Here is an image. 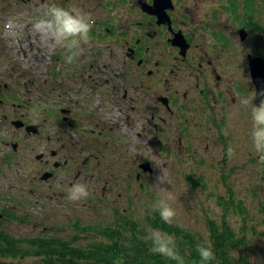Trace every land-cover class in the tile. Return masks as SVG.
<instances>
[{"label":"flooded vegetation","instance_id":"1","mask_svg":"<svg viewBox=\"0 0 264 264\" xmlns=\"http://www.w3.org/2000/svg\"><path fill=\"white\" fill-rule=\"evenodd\" d=\"M69 1H46L41 9H37L40 6L34 0H14L10 7L11 16L6 13V7L0 8V131L5 129V124L12 128L14 134L24 130L21 133L25 137L24 140L14 137L7 138V141L3 139L0 165H15L16 170L23 169V177L29 179L36 165L52 159L54 172L62 169L66 178H71L74 180L71 183L75 184L80 182L79 173L86 172L95 157V148L99 150V147L108 145H113L116 151L126 146L142 148L154 142L147 137V131L157 135L155 140L161 144L165 138L163 127H166L168 137L173 135L179 140L189 141L193 135L190 127L194 116H185L184 112L180 115L174 108L199 113V106L193 105L192 100L193 103L201 102L206 97L210 101L211 96L219 100L220 96L212 93L211 88L205 95L209 83L201 82L202 67L212 59L218 61L213 56L217 43L222 55L229 48L226 20L218 12L219 18L196 20L186 0H97L94 9L98 13L90 15L94 21L90 43L77 50L73 62L69 64L67 50L56 46L50 39H42L33 28L34 22L43 18L49 6L75 7L68 4ZM79 3L73 2L78 5L75 8L82 7L83 10V4ZM85 5L89 6L88 2ZM180 7H183V12H180ZM234 17L235 22L242 26H235V30L242 35L241 30L246 28L243 18L240 13ZM12 21L20 27L26 25L24 43L22 39L19 41L20 38L15 41L13 33L5 29V25L11 26ZM211 30L216 41L213 38L201 41ZM17 33L20 35V31ZM16 42L19 44L16 45ZM36 42H39L38 45ZM239 44L244 52H241L240 65L249 74L250 81L247 86L240 87L246 90L251 85L255 96L251 59L260 57L256 53L257 43L253 52L244 51V44ZM193 54L197 56V65L201 69L193 79L196 98L189 102L186 100L187 89L180 90L179 87L185 81L181 72L194 68L190 62ZM233 58L237 60V57ZM108 63L112 65L110 69L107 68ZM159 88L165 94H161ZM29 91L38 92L37 102L27 97ZM203 100L206 103L207 100ZM6 107L26 108L34 117L36 114L37 118L43 119L27 123L23 116H19L10 120L3 110ZM106 116L113 119L103 121ZM87 118L95 120L94 124H90ZM107 130H114L119 138ZM97 136L104 137V141L96 143L93 138ZM26 140L33 143L28 152H24L27 144L23 142ZM211 142L215 144L214 139ZM167 149V153L173 156L171 147L167 146ZM147 161L138 160L135 164L140 167ZM97 175L100 183L106 179L100 172ZM53 176L57 178L56 173L44 175V178L51 177L47 180L50 181L48 189L55 181L51 182ZM108 183L109 188L112 187L111 178L100 186L103 194ZM22 194H25L23 189Z\"/></svg>","mask_w":264,"mask_h":264},{"label":"rangeland","instance_id":"2","mask_svg":"<svg viewBox=\"0 0 264 264\" xmlns=\"http://www.w3.org/2000/svg\"><path fill=\"white\" fill-rule=\"evenodd\" d=\"M7 1H0V8L1 6L6 7ZM22 1L20 0V2ZM34 1L37 5L39 3L40 7L37 6L39 7L37 9H41L46 1L58 3V0ZM73 2L82 3L83 12L89 15L95 13L94 8L97 7V0H70L68 4L71 3L72 6L77 7L78 5H74ZM87 2L89 6L85 5ZM186 3L196 20L205 21L222 16L226 20V31L230 40L229 48L224 55L218 50L220 45L217 43V50L213 56H216L218 61L212 59L209 61L210 65L205 63V67H202L204 70L201 82L208 81L209 83V86L205 88V95L207 90L211 88L212 93L220 96L219 100L212 96L210 101L206 97L203 98L207 100L206 103L203 99L201 102L194 101V103L192 100L193 105L199 106V113H189V109L174 108L179 111L180 115L181 112H184L185 116L188 114L191 118L194 116V122L190 127L191 133H193L192 138L188 141L187 139L179 140L178 136L168 137L167 129L163 127L165 138L161 144L155 140L158 138L157 135L147 131V137H150L154 142L142 148L126 146L117 151L113 145H108L105 148L99 147V150L95 148L96 155L85 169L86 172L79 173L81 174L80 183L88 186L90 195L86 200L79 202L68 200L67 189L73 185L71 182L74 180L66 178L62 169L54 172L52 159L36 165L35 170L30 172L29 179L23 177V169L17 171L15 165L2 164L0 165V213H3L4 209H9L13 210L17 216L26 214L28 220L21 222L3 216L0 219V227L19 237L66 236L71 233L70 226L73 221L77 219L84 223L108 221L111 219L114 208H118L119 211L130 212L138 227L146 230L148 219L152 218L156 211L153 209V205L164 193V189L154 184L157 170L154 168L153 161H158L168 173L171 185H167V187L176 197L175 201L172 202L173 207L177 210L174 225L208 237L207 220L209 218L218 222L223 220L224 200H229V191H232L233 195L240 199L241 204L246 208V220L250 224H258V232H260L254 240L255 243L252 241L254 245L252 246V243L250 245L252 250L242 249V253L249 257L252 264H264L263 162L260 160L259 154L256 153L252 141L251 106L243 108L237 102V95L254 97L255 94V89L251 85L249 88L246 87V90H242L240 87L245 84L247 86L249 74L241 67V52L243 50L239 47V42L244 44V51L249 50L251 52L256 49L254 45L256 42V53L264 58V0H186ZM179 10L183 12V7H180ZM6 12L12 13V10L8 9ZM97 13L98 10L95 14ZM236 13H240L244 22L251 18L257 24L250 28L247 25L246 28H241L242 32H247L246 38H243L235 30V26L242 27L241 24L235 22ZM247 29L252 31L248 33ZM25 30L26 25L20 27L14 21H12L11 28L7 29L9 33H13L15 41L20 38L19 41L22 39L23 43L27 36ZM19 31L20 35L17 33ZM214 31L216 34L218 33V30ZM212 32L213 30L210 33L207 32L201 41L208 38L215 40ZM36 43L38 45L39 42ZM15 44L18 45L19 43L16 42ZM211 45L214 46L215 44ZM106 57L108 58L109 55ZM196 57L193 54L190 59L194 68L189 67L188 75H185L186 70L181 72L185 81L179 89H187L188 97L186 100L189 102L196 98L194 97L195 82L193 79H196L197 71L201 69L197 65ZM233 57H237V60ZM207 58L211 59L208 55ZM110 66L112 65L108 63L107 68L110 69ZM113 66L117 67L115 63ZM160 91L161 94H165L162 88H159ZM37 95V91L27 93V97L35 99V102L38 101ZM3 110L7 112L10 120L19 116H23L27 123L43 119L42 117L37 118L36 114L34 117L31 110L26 108L12 109L6 107ZM107 118L113 119L109 116L102 119L105 121ZM87 120L92 125L95 122L90 118ZM101 126L102 121L100 122ZM135 126L141 129L138 124ZM4 128L3 131H0L1 149H4L3 139L6 141L7 138L12 139V137L25 139L24 130L14 134L12 128H8L5 124ZM107 131L117 139L120 136L114 130ZM211 139H214L215 144L211 142ZM93 140L96 143L97 141L101 143L104 141V137L98 138L97 136ZM23 143L27 144L26 147L24 146V152H28L33 144L32 141L26 140ZM115 144L117 145V143ZM167 146L173 150V156L167 153ZM229 146L234 149V156L231 159L227 156ZM138 160H148L153 167V172L149 173L137 167L135 163ZM97 163L101 164L98 166ZM130 163L133 165H128ZM99 172L103 178L106 177L105 180L102 179L101 183L97 175ZM222 172L224 176H227L226 183L223 181ZM46 173L51 175L56 173L57 175V178L53 176L51 182L55 181L49 187L50 190L48 189L50 181L47 180L51 177L44 178ZM109 178H111L112 187L109 188L108 183L105 189L106 193L103 194V189L100 186L106 184V180ZM20 189L21 192H19ZM22 189L25 191L24 199L17 196V194H22ZM229 219L234 228L238 229L241 218L236 217L234 213ZM65 228L67 230H64ZM40 261V258L35 257L15 259V262L21 264H38Z\"/></svg>","mask_w":264,"mask_h":264},{"label":"trees","instance_id":"3","mask_svg":"<svg viewBox=\"0 0 264 264\" xmlns=\"http://www.w3.org/2000/svg\"><path fill=\"white\" fill-rule=\"evenodd\" d=\"M246 20L243 22L244 27L257 25L251 18ZM222 177L226 183L227 176L223 172ZM229 192L230 198L225 199L223 204V220H207L208 237L174 224H165L158 211L148 219V228L162 229L174 235L185 264H201L197 245L205 241L213 245L215 252V259L208 264H252L242 249L252 250L250 245L260 234L258 224L253 225L246 220V208L232 191ZM234 213L241 218L238 229L234 228L229 219ZM1 214L12 220H28L26 214L17 216L9 209H4ZM132 218L130 212L114 208L108 221H73L71 233L66 236L19 237L0 227V264H21L15 262V259L27 257L40 258L38 264H176L175 261L151 253V244L144 239L146 230L138 227Z\"/></svg>","mask_w":264,"mask_h":264},{"label":"clouds","instance_id":"4","mask_svg":"<svg viewBox=\"0 0 264 264\" xmlns=\"http://www.w3.org/2000/svg\"><path fill=\"white\" fill-rule=\"evenodd\" d=\"M94 21L88 13L78 8H65L60 5L49 6L42 19L33 24L34 30L44 40H52L56 46L67 50L66 60L71 64L77 50L90 43V33ZM258 101V102H257ZM237 102L243 108L251 106V117L253 129L251 132L254 149L262 162H264V90L256 93L254 97L237 95ZM227 156L231 159L234 156V149L229 146ZM154 162L157 170L154 177V184L164 189V193L153 205V209L159 212L161 220L168 225H172L177 210L172 202L176 197L169 190L167 185H171V180L163 165L158 161ZM90 195L86 184L77 182L67 189V198L72 202L86 200ZM146 242H150V251L154 255L175 261L176 264H185L183 256L180 254L175 236L158 228H147L144 237ZM197 252L201 264H208L215 259L213 245L205 241L197 245Z\"/></svg>","mask_w":264,"mask_h":264},{"label":"water","instance_id":"5","mask_svg":"<svg viewBox=\"0 0 264 264\" xmlns=\"http://www.w3.org/2000/svg\"><path fill=\"white\" fill-rule=\"evenodd\" d=\"M243 38L247 37L246 32L241 33ZM251 74L253 76L255 86H256V93L264 90V58L263 57H255L251 59ZM258 102V101H257ZM141 167L145 171L152 172V168L149 162H145L141 164ZM0 218H2V214L0 213Z\"/></svg>","mask_w":264,"mask_h":264}]
</instances>
